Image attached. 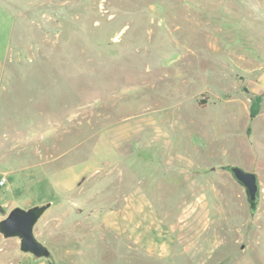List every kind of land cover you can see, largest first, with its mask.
Segmentation results:
<instances>
[{"label":"rangeland","instance_id":"1","mask_svg":"<svg viewBox=\"0 0 264 264\" xmlns=\"http://www.w3.org/2000/svg\"><path fill=\"white\" fill-rule=\"evenodd\" d=\"M0 58V264H264V0H0Z\"/></svg>","mask_w":264,"mask_h":264},{"label":"water","instance_id":"2","mask_svg":"<svg viewBox=\"0 0 264 264\" xmlns=\"http://www.w3.org/2000/svg\"><path fill=\"white\" fill-rule=\"evenodd\" d=\"M222 169L228 172L231 177L245 191L250 211H256L259 201V183L255 173L245 171L239 166H224ZM46 206H36L28 210L15 208L8 215L0 220V234L4 237H16L19 239L20 248L24 252L37 256L44 254L45 248L36 240L33 235V226L45 211Z\"/></svg>","mask_w":264,"mask_h":264},{"label":"crops","instance_id":"3","mask_svg":"<svg viewBox=\"0 0 264 264\" xmlns=\"http://www.w3.org/2000/svg\"><path fill=\"white\" fill-rule=\"evenodd\" d=\"M2 58H0V86H1V78H2ZM68 191V189H67ZM58 204L56 203L55 206H57ZM59 206V205H58ZM120 223V224H119ZM112 225H117L119 227V225H121V221H115ZM120 228V227H119Z\"/></svg>","mask_w":264,"mask_h":264},{"label":"built area","instance_id":"4","mask_svg":"<svg viewBox=\"0 0 264 264\" xmlns=\"http://www.w3.org/2000/svg\"><path fill=\"white\" fill-rule=\"evenodd\" d=\"M6 181V178L5 177H1L0 178V185H3Z\"/></svg>","mask_w":264,"mask_h":264},{"label":"trees","instance_id":"5","mask_svg":"<svg viewBox=\"0 0 264 264\" xmlns=\"http://www.w3.org/2000/svg\"><path fill=\"white\" fill-rule=\"evenodd\" d=\"M45 253H46V251L44 250V254H45ZM44 254H43V255H44Z\"/></svg>","mask_w":264,"mask_h":264}]
</instances>
